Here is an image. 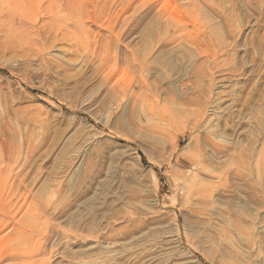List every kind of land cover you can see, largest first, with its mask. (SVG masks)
<instances>
[{
  "label": "rangeland",
  "instance_id": "1",
  "mask_svg": "<svg viewBox=\"0 0 264 264\" xmlns=\"http://www.w3.org/2000/svg\"><path fill=\"white\" fill-rule=\"evenodd\" d=\"M0 264H264V0H0Z\"/></svg>",
  "mask_w": 264,
  "mask_h": 264
}]
</instances>
